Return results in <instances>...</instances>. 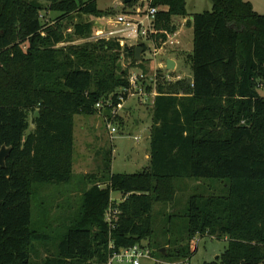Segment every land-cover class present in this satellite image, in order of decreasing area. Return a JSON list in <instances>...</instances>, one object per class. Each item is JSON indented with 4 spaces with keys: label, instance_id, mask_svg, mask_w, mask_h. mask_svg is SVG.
<instances>
[{
    "label": "trees",
    "instance_id": "trees-1",
    "mask_svg": "<svg viewBox=\"0 0 264 264\" xmlns=\"http://www.w3.org/2000/svg\"><path fill=\"white\" fill-rule=\"evenodd\" d=\"M149 2L159 10L151 38L161 49L177 32L175 19L188 16L187 0ZM211 2L212 11L187 22L192 79L157 75L149 168L113 174L106 154L105 172L85 177L92 187L61 241L51 243L46 232L32 229L35 186L72 180L75 116L96 115L98 103L117 105L120 95L127 99L131 74L124 62L143 68L135 51L142 47L144 56L149 48L106 39L59 47L68 40L66 19L105 15L97 0H0V150L12 149L0 167V264H108L145 241L153 250L155 203H174L177 181L194 178L226 180L228 190L191 197L186 230L168 232L152 256L188 263L196 239L209 236L228 246L204 264H264V15L247 0ZM44 12L59 17L48 25ZM91 28L79 23L75 33L87 38ZM113 193L125 200L113 205L120 214L111 228L106 212Z\"/></svg>",
    "mask_w": 264,
    "mask_h": 264
},
{
    "label": "rangeland",
    "instance_id": "rangeland-1",
    "mask_svg": "<svg viewBox=\"0 0 264 264\" xmlns=\"http://www.w3.org/2000/svg\"><path fill=\"white\" fill-rule=\"evenodd\" d=\"M88 2L90 0H83ZM250 1L259 14L264 15V0ZM144 2V3H143ZM143 3V4H140ZM150 4L149 0H137L136 4L128 7L122 0H97L98 9L105 13L102 17L88 15H73L71 19L64 22V34L67 42L59 47L82 46L87 43H95L99 39L98 33L108 32L113 29L111 20H114L122 13H137L143 11ZM211 0H187L188 19H192L195 14L212 11ZM130 13V14H131ZM43 22L53 25L59 17L56 13L42 14ZM182 18H177V24ZM90 24L92 26L91 35L81 38L75 33L76 24ZM173 36V35H172ZM171 36V37H172ZM170 37V38H171ZM182 46L176 52L177 60L180 62L179 68L175 72L166 68L167 55L170 54L171 46L167 48L169 52H157L153 54V49L147 50L144 54L143 68L139 65H132L124 62L125 68H129L130 74L143 73L147 76L149 84L152 83L156 75H170L172 78L182 77L191 80V65L187 62L190 50H192L193 34L189 29H185L182 35ZM126 45L132 46V41H127ZM151 47V44H148ZM192 52H190L191 54ZM162 62V67L159 64ZM141 65V66H142ZM264 94V92H261ZM154 96L150 97L146 103L138 98L131 97L123 106L118 124L119 133L113 137L107 129V121L111 118L104 105L102 110H98L96 115L75 116V152L74 169L72 180L63 184H39L35 186V196L33 202V230L46 232L51 243L61 241L64 233L67 232L69 223L76 218L82 204L83 194L92 185L85 178L88 175L99 176L105 172L104 157L111 154L113 174H137L150 166V127L152 125V106ZM111 114V112H110ZM30 129L34 130V115L29 116ZM226 180L217 179H180L177 181V194L175 202L172 204L155 203L153 208V218L155 220V235L152 240L154 251L159 249V242L166 240L168 232L182 235L187 228L188 202L193 196H220L226 194L228 187ZM106 185H101L105 187ZM114 198L120 199L118 193H113ZM60 227V228H58ZM64 232V233H63ZM63 233V235H61ZM149 245V241H145ZM228 242L225 239L215 237H200L196 239V254L188 260V264H204L215 261L226 250ZM181 262L179 264H186ZM114 264H128L114 262ZM142 264H168L154 256L144 257Z\"/></svg>",
    "mask_w": 264,
    "mask_h": 264
},
{
    "label": "built area",
    "instance_id": "built-area-1",
    "mask_svg": "<svg viewBox=\"0 0 264 264\" xmlns=\"http://www.w3.org/2000/svg\"><path fill=\"white\" fill-rule=\"evenodd\" d=\"M158 8L148 7L141 12L137 13H122L118 15L114 20H111L113 29L108 32H99L98 36L101 39L118 41L122 47L126 45L129 41H140L141 39H146L152 41V35L156 32V20L158 14ZM153 42V41H152ZM153 49V54L156 55L158 49L155 44H152L149 50ZM157 75L153 78L152 83L149 84L148 78L145 74H132L130 75V94L128 98L125 99L124 96L120 95L119 104L115 105L114 102L108 100L107 102H100L96 105L98 110H102L104 105L109 106L111 112V118L107 121V129L109 134L113 137L119 133L118 124L120 121V115L123 110V106L126 104L127 100L131 97L138 98L141 102L146 103L150 97V94L156 97L157 92ZM168 82H175L181 80L182 77L172 78L170 75L164 74L162 77ZM152 85V92H148L147 86ZM125 200L124 196L120 199L114 198L113 194L111 197V205L106 212V221L109 223L110 227H114L115 220H117L120 211L114 208V204L122 203ZM152 250L148 245H136L131 248L123 249L120 253L114 254L108 264H114V262L128 263V264H142V259L144 257H151ZM188 264V263H186Z\"/></svg>",
    "mask_w": 264,
    "mask_h": 264
},
{
    "label": "crops",
    "instance_id": "crops-1",
    "mask_svg": "<svg viewBox=\"0 0 264 264\" xmlns=\"http://www.w3.org/2000/svg\"><path fill=\"white\" fill-rule=\"evenodd\" d=\"M150 1V0H149ZM139 2H141V0H139ZM144 3V2H143ZM143 3H140V4H143ZM180 18V17H179ZM181 19V18H180ZM189 21L188 19V16L185 17V18H182V20H180V22L177 24V18L175 19V23H176V26H177V32L164 44V46L161 48V49H158V52H163V53H167L169 52L167 48L168 46H171V50H170V54L167 55V59L166 61H164L166 63V68H167V63L169 60H172L176 63V70L175 72L177 71V69L179 68V64L180 62L177 60V55L179 54L177 51V49L182 46V35L183 33L185 32V29H189L190 33H191V30H192V34H193V28L188 26L187 22ZM193 40H194V35H193ZM192 40V42H193ZM133 45H138L140 42H143V43H146L147 47L150 49V46L148 44H151V47H152V44L154 42L150 41V40H146V39H141L140 41H135L133 40ZM192 50H190V52L193 51V43H192V46H191ZM190 52H189V55H190ZM180 55V54H179ZM188 58V56H187ZM160 67H162V62L159 64ZM153 104V103H152ZM151 128V127H150ZM149 128V129H150ZM150 138V137H149Z\"/></svg>",
    "mask_w": 264,
    "mask_h": 264
},
{
    "label": "water",
    "instance_id": "water-1",
    "mask_svg": "<svg viewBox=\"0 0 264 264\" xmlns=\"http://www.w3.org/2000/svg\"><path fill=\"white\" fill-rule=\"evenodd\" d=\"M122 1L125 5H129L132 3V0H122ZM135 52H136V60L141 61L143 57V48L137 47ZM175 68H176V63L172 60H169L167 63V69L169 71H173L175 70ZM11 151H12L11 148H7L5 146L0 150V167L1 168L6 167V161L9 158Z\"/></svg>",
    "mask_w": 264,
    "mask_h": 264
}]
</instances>
